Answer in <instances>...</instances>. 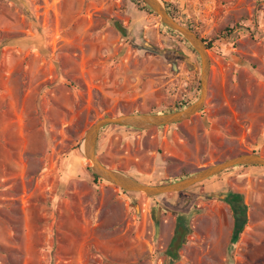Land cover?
Listing matches in <instances>:
<instances>
[{
    "label": "rangeland",
    "instance_id": "1",
    "mask_svg": "<svg viewBox=\"0 0 264 264\" xmlns=\"http://www.w3.org/2000/svg\"><path fill=\"white\" fill-rule=\"evenodd\" d=\"M158 1L209 46L204 107L162 128L105 127L98 161L160 185L264 156V0ZM160 24L131 0H0V264H264V168L158 197L92 176L83 137L98 120L198 100L200 58ZM228 194L245 207L233 244ZM179 216L189 232L168 263Z\"/></svg>",
    "mask_w": 264,
    "mask_h": 264
},
{
    "label": "water",
    "instance_id": "2",
    "mask_svg": "<svg viewBox=\"0 0 264 264\" xmlns=\"http://www.w3.org/2000/svg\"><path fill=\"white\" fill-rule=\"evenodd\" d=\"M143 5L154 12L160 23L164 27L181 35L196 52L200 58V86L201 93L198 100L192 105L177 111L165 114L137 113L124 114L117 116H108L98 120L94 125L85 131L83 137V151L86 161L90 165V171L101 180L117 186L120 190L135 194H144L147 197H158L162 195L181 193L187 191L201 182L223 173L236 166H254L264 168V156L250 153H242L231 157L223 162L215 163L211 166L201 168L188 177L181 178L174 182L152 185L133 179L120 173L118 170L104 166L98 160L96 155V146L99 132L107 126H120L135 130H146L150 128H159L181 123L190 120L197 115L204 107L206 95H208V76H209V58L207 55V45L196 36L194 32L174 20L161 5L158 0H140ZM224 202L231 208L233 215L237 216L238 210L230 197H226ZM242 206L244 204L241 202ZM234 238V232H232Z\"/></svg>",
    "mask_w": 264,
    "mask_h": 264
},
{
    "label": "trees",
    "instance_id": "3",
    "mask_svg": "<svg viewBox=\"0 0 264 264\" xmlns=\"http://www.w3.org/2000/svg\"><path fill=\"white\" fill-rule=\"evenodd\" d=\"M131 2L137 6H140V10L141 11H144L145 13H148V14H151V15H156L154 12H152L148 7H146L145 5H143L141 3L140 0H131ZM165 10L167 11V13L174 19V20H177L176 17L170 12V10L167 8V7H164ZM122 24L120 22H116V24L114 25L115 29L119 32V34L124 38H126V30L123 28V26H121ZM182 25L186 26L187 28H190V30L192 32H194V30L190 27V25H185L182 23ZM159 30L164 32V33H168V34H175V35H178L183 43H185L188 47H190V45L188 44V42L179 34L173 32L172 30L164 27V25L160 24L159 26ZM196 34L197 37L198 34L196 32H194ZM200 38V37H199ZM204 43H207L204 39L200 38ZM191 49V47H190ZM207 49H209V46H207ZM192 50V49H191ZM193 53H195L193 50H192ZM198 89H199V86H198ZM191 103L185 101V102H180L179 105L174 109V110H171V111H167L165 113H170L172 111H177V110H181L183 108H185L186 106H189ZM139 112H134L133 114H137ZM147 113H152V112H147ZM158 114V113H156ZM161 114V113H159ZM105 128V127H104ZM103 128V129H104ZM159 128H162V127H159ZM101 129V130H103ZM100 130V131H101ZM236 167H240V166H236ZM236 167H233V168H236ZM232 169V168H231ZM191 175V174H190ZM190 175H183L181 177H179L178 179H181V178H184V177H188ZM94 180L96 181H101L100 178L96 177L95 175H92ZM177 179H173L171 181H167L163 184H166V183H170V182H174L176 181ZM208 180V179H207ZM206 181V180H205ZM204 182V181H203ZM202 183V182H201ZM200 183V184H201ZM162 185V184H160ZM199 185V184H198ZM197 186V185H196ZM194 186V187H196ZM234 197V198H237L240 202H242V196L239 195V194H233V195H230L228 194L227 196L224 197V199L226 197ZM243 203V202H242ZM242 213L237 215V216H234V219H235V224H234V238L232 236V244L234 243V241L236 240V237L237 235L239 234V232L241 231L242 227H243V222H244V219H245V214H244V210H245V207L242 206ZM189 230V225H188V220L185 216H179L177 218V221H176V228L174 229V233L170 239V242L168 244V247H167V250L165 251V254L168 258V263L169 262H174L178 259V250L180 249L181 245L183 244L184 242V237L188 234V231Z\"/></svg>",
    "mask_w": 264,
    "mask_h": 264
},
{
    "label": "flooded vegetation",
    "instance_id": "4",
    "mask_svg": "<svg viewBox=\"0 0 264 264\" xmlns=\"http://www.w3.org/2000/svg\"><path fill=\"white\" fill-rule=\"evenodd\" d=\"M230 195H233V194H230ZM230 200H231L232 202H234L235 205H236V208H237V210H238V214H237V215L241 214L242 211H243L241 202H240L237 198H234L233 196L230 197ZM230 209H231V208H230ZM235 216H236V215H235Z\"/></svg>",
    "mask_w": 264,
    "mask_h": 264
},
{
    "label": "crops",
    "instance_id": "5",
    "mask_svg": "<svg viewBox=\"0 0 264 264\" xmlns=\"http://www.w3.org/2000/svg\"><path fill=\"white\" fill-rule=\"evenodd\" d=\"M80 4H81V3H80ZM205 6H206V5H204V7H205ZM67 7L69 8V6H67ZM82 7H83V5H82ZM82 7H81V5H79V6H77V7H70V9H71V10H78V11L80 10V11H81ZM194 7H195V6H194ZM204 7H203V8H204ZM80 11H79V12H80ZM143 34L145 35V32H144Z\"/></svg>",
    "mask_w": 264,
    "mask_h": 264
}]
</instances>
